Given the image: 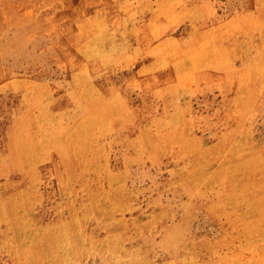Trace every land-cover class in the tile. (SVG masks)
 I'll list each match as a JSON object with an SVG mask.
<instances>
[{"label": "bare ground", "instance_id": "1", "mask_svg": "<svg viewBox=\"0 0 264 264\" xmlns=\"http://www.w3.org/2000/svg\"><path fill=\"white\" fill-rule=\"evenodd\" d=\"M130 1L133 9L127 3L119 16L98 20L91 13L102 0H54L47 21L16 19L8 23L11 36L0 31V264L125 263L123 193L134 165L143 154L164 152L165 141L194 136L190 103L180 91L165 93L166 77L220 75L229 113L209 126H227L230 113L237 133L251 126L264 97V0H226L222 18L216 0ZM177 23L186 24L178 36ZM42 42L47 56L38 62L49 73L55 62L61 83L32 62L20 73L18 56L34 57ZM216 134L230 138L218 127ZM162 208L135 256L196 264L177 245L165 251V237L184 230L165 229ZM159 226L160 260L153 250Z\"/></svg>", "mask_w": 264, "mask_h": 264}, {"label": "rangeland", "instance_id": "2", "mask_svg": "<svg viewBox=\"0 0 264 264\" xmlns=\"http://www.w3.org/2000/svg\"><path fill=\"white\" fill-rule=\"evenodd\" d=\"M102 1L104 7L92 8L91 16L94 19L102 20L106 15L119 16L124 13L122 7L127 3L133 9L130 0ZM155 1L149 0L156 5ZM54 3V0H0V31H8L11 36L8 25L16 19L37 23L39 19L45 20L46 17L47 21L54 9ZM215 4L217 16L222 18L227 6L226 0H216ZM94 5L96 3L92 6ZM150 13L155 14L153 11ZM16 14H19V18ZM87 19L86 16L79 17L78 22ZM135 20L139 25L145 18L137 14ZM210 23L209 21V25ZM174 25L176 36L185 30L186 24ZM8 34L1 36L3 41L8 40ZM39 47L33 51L32 58L18 56L20 73H25L28 63L32 62L34 69L41 72V75L42 71L45 72L43 75L52 74L49 78L61 83L63 72L56 67L55 62L49 60L48 65L53 67L50 73L38 62V58L47 56L48 50L45 42ZM49 58L50 56L47 59ZM187 76L179 81H175V77H166L165 93L180 91L183 103H190L189 111L193 112L195 120H187L193 126L194 136L188 137L187 140L165 141L164 152L143 154L139 164L134 165L136 176L128 181L130 190L123 193L122 221L127 251L120 258L124 264H149L135 256L140 253L135 248L144 247L145 233L151 229L150 225L155 226L161 221L162 207L165 205V229H174L179 224L182 225L180 230H184L180 231L182 233L178 236L173 237L170 234L172 238L165 237V251L177 245L187 256L193 257L196 264H264V97L259 108L255 109L256 114L250 128L244 127L245 130H239L237 133L235 125H231L235 119L232 113L227 126L220 124L210 127L209 124L229 113L225 109L226 94L221 87L222 77L215 75L213 81H208L201 70L191 72ZM166 99L167 96L165 101ZM217 127L218 131L228 130L227 135L230 138L217 136ZM246 130H249L250 134ZM169 171H172V174ZM217 192L219 193L216 194ZM182 221L183 223H179ZM155 228L158 232L154 237L153 250L156 258L160 260L163 255L161 235L158 234L161 226ZM112 264L116 262L113 261Z\"/></svg>", "mask_w": 264, "mask_h": 264}]
</instances>
